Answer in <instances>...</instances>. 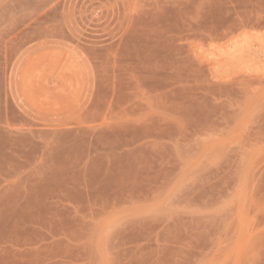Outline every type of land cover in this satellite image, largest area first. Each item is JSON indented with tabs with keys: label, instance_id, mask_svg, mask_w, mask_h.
<instances>
[{
	"label": "rangeland",
	"instance_id": "rangeland-1",
	"mask_svg": "<svg viewBox=\"0 0 264 264\" xmlns=\"http://www.w3.org/2000/svg\"><path fill=\"white\" fill-rule=\"evenodd\" d=\"M0 264H264V0H0Z\"/></svg>",
	"mask_w": 264,
	"mask_h": 264
},
{
	"label": "crops",
	"instance_id": "crops-1",
	"mask_svg": "<svg viewBox=\"0 0 264 264\" xmlns=\"http://www.w3.org/2000/svg\"><path fill=\"white\" fill-rule=\"evenodd\" d=\"M46 185V179H42L40 180V186L44 187Z\"/></svg>",
	"mask_w": 264,
	"mask_h": 264
}]
</instances>
